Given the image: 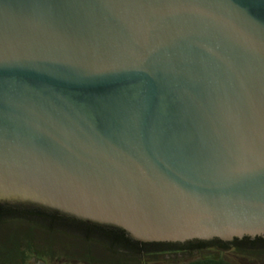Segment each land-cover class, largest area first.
<instances>
[{"label": "water", "instance_id": "95a60500", "mask_svg": "<svg viewBox=\"0 0 264 264\" xmlns=\"http://www.w3.org/2000/svg\"><path fill=\"white\" fill-rule=\"evenodd\" d=\"M0 200L264 236V0H0Z\"/></svg>", "mask_w": 264, "mask_h": 264}, {"label": "flooded vegetation", "instance_id": "af4514ba", "mask_svg": "<svg viewBox=\"0 0 264 264\" xmlns=\"http://www.w3.org/2000/svg\"><path fill=\"white\" fill-rule=\"evenodd\" d=\"M51 224L60 225L63 233L67 232L63 227L83 226L89 229L92 226L94 229H104L109 232L107 239L110 243H113L114 237L121 241L123 252H130L128 247L133 249L139 260L133 264L207 263L221 259L232 264H240L236 259L241 264H264V236H243L231 240L142 241L120 227L22 200H0V234L10 235L7 240L9 246L0 249V264H103L94 257L61 251L47 236ZM162 256L175 257L176 260L163 262Z\"/></svg>", "mask_w": 264, "mask_h": 264}, {"label": "rangeland", "instance_id": "374dc122", "mask_svg": "<svg viewBox=\"0 0 264 264\" xmlns=\"http://www.w3.org/2000/svg\"><path fill=\"white\" fill-rule=\"evenodd\" d=\"M47 236L51 243L56 245L58 248L60 247L61 251L79 254L84 257H94L103 264H133L139 261L136 254L119 252L108 245L93 239H86L72 234L63 233L61 231L54 233L50 232ZM9 238L10 235L8 233L2 232L0 234V249L9 246L7 242ZM173 259L171 256H162L163 262L168 260L172 261ZM236 260L237 263H242L240 260Z\"/></svg>", "mask_w": 264, "mask_h": 264}, {"label": "trees", "instance_id": "16d2710c", "mask_svg": "<svg viewBox=\"0 0 264 264\" xmlns=\"http://www.w3.org/2000/svg\"><path fill=\"white\" fill-rule=\"evenodd\" d=\"M81 225H84V224H81ZM51 230L50 232L54 233V232H58V231H61L62 232V228L60 225H57V224H51L50 226ZM66 228L68 234H76L77 236H79L78 234H80L81 236L80 237H86L87 239H90V238H101V239H105L108 241V234L109 232L108 231H105L104 229H100V228H96L94 229L92 226L90 227L89 226V229H86L85 227L83 226H75L73 228H70V227H63V229ZM73 230V231H72ZM69 231H72V232H69ZM75 231V232H74ZM78 233V234H77ZM113 243H111V245L114 247L117 248V250H121L122 251V246L120 244L121 241H119L116 237H114L113 239ZM128 250L132 253H134L133 249L129 248L128 247ZM189 264H232L228 261H225L223 259L221 260H212V261H209L207 263H204V262H200V261H195V262H192V263H189Z\"/></svg>", "mask_w": 264, "mask_h": 264}]
</instances>
